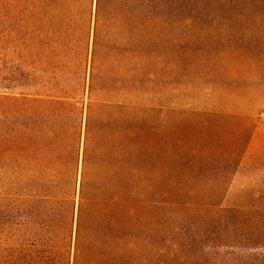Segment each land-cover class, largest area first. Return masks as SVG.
I'll list each match as a JSON object with an SVG mask.
<instances>
[{
  "label": "trees",
  "instance_id": "trees-1",
  "mask_svg": "<svg viewBox=\"0 0 264 264\" xmlns=\"http://www.w3.org/2000/svg\"><path fill=\"white\" fill-rule=\"evenodd\" d=\"M12 1L22 34L34 39L35 81L47 90H0V264H264V189L231 204L180 194L165 216H147L140 145L116 151L81 99L92 1ZM154 2L95 0L96 33L100 17L153 14ZM211 2L210 11L222 12L264 4ZM95 69L92 61L88 89ZM5 79L13 80L12 71ZM243 141L238 136L234 145ZM119 165L134 173L118 174Z\"/></svg>",
  "mask_w": 264,
  "mask_h": 264
},
{
  "label": "rangeland",
  "instance_id": "rangeland-1",
  "mask_svg": "<svg viewBox=\"0 0 264 264\" xmlns=\"http://www.w3.org/2000/svg\"><path fill=\"white\" fill-rule=\"evenodd\" d=\"M91 1L84 63L98 77L88 89L87 73L81 99L116 151L140 145L147 216H165L180 194L231 204L264 189V4L222 12L211 0H155L153 14L100 17L97 34ZM16 8L0 0V90L43 93Z\"/></svg>",
  "mask_w": 264,
  "mask_h": 264
}]
</instances>
